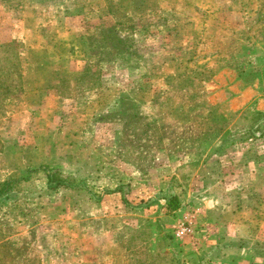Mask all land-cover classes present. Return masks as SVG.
I'll use <instances>...</instances> for the list:
<instances>
[{"label": "rangeland", "instance_id": "rangeland-1", "mask_svg": "<svg viewBox=\"0 0 264 264\" xmlns=\"http://www.w3.org/2000/svg\"><path fill=\"white\" fill-rule=\"evenodd\" d=\"M109 2L120 5L113 16L102 15L107 4L99 11L91 9L95 5L92 0H86L83 8L87 14L86 30L70 33L57 43L51 37V52L37 53L17 42L0 44V187L12 181V189L0 197V242L9 238L0 244V257L13 256L26 247L27 235L19 241L11 240L13 233L22 228L13 227L8 211L14 207L13 200L25 198L21 194L24 190L48 189L47 169L55 178L79 187L93 185L95 179L88 178L82 184L66 174L58 162L61 156L66 159L73 155L75 145L81 141L94 144L100 154L131 161L133 167L145 172L143 184L148 185L145 199L135 204L129 202L127 196L132 188L131 183L124 181V165H112L119 198L113 200L115 216L104 222L114 237L88 247L91 257L88 264H264L261 240L257 244L248 243L247 249L260 255L259 259L248 252L238 256L225 250L212 253L216 244L203 239L206 232L203 234L194 222L180 217L177 211L183 203L174 192H163L169 187L168 180H160L157 175V169L168 166L161 162V151L172 154L182 150L189 153V161L193 162L198 156L192 147H200L194 143L197 138L215 134L199 129H212L221 122L218 118V121L209 120L212 115L203 101L202 88L194 99L185 94L205 75L203 49L196 52L187 71L167 79L169 88L163 85L161 92L166 98L162 111L160 115L151 114L155 111L151 104L153 91L159 88L155 72H166L167 68H151L139 53L138 40L143 32L168 33L170 20L177 13L165 15L158 0ZM180 2V11L199 18L201 27L202 23H214L223 30L218 43L225 48L235 47L242 35H251L253 30L264 35V0ZM72 9L69 12L76 11ZM110 26L115 34L100 37L101 30ZM93 33L98 35L95 44L102 57L85 53L76 43V36ZM259 74L260 70L254 72L250 79ZM242 122V130L228 133L229 141L254 142L250 147L255 152L252 158L256 153L264 158V113L245 112ZM109 140V144L104 143ZM210 149L211 152L225 150L209 145L205 152ZM177 154L179 161L174 165L178 166L179 174L192 178L199 165L181 164V153ZM164 175L169 174L164 172ZM173 175L179 189L183 179L176 173ZM259 189L257 209L262 214L254 217L243 211L239 217L259 221L260 237H264V177ZM172 196L178 198L180 206L169 211ZM23 209L19 207L13 212L21 215ZM182 227L190 231L183 232ZM186 239H191L192 250H185ZM216 247L219 249V245ZM192 254L197 256L190 257Z\"/></svg>", "mask_w": 264, "mask_h": 264}, {"label": "crops", "instance_id": "crops-1", "mask_svg": "<svg viewBox=\"0 0 264 264\" xmlns=\"http://www.w3.org/2000/svg\"><path fill=\"white\" fill-rule=\"evenodd\" d=\"M85 1L0 0V44L17 42L37 53L51 52V37L57 43L70 33L86 30ZM92 1L95 5H91V9L102 11L109 0ZM180 1L158 0L165 15L177 13L170 20V31L165 35L143 32L138 40L139 53L151 68H167L166 72H155L159 83L151 99L155 111L147 112L160 115L166 100L161 95L162 86L168 89L167 79L187 71L201 48L204 51L205 75L185 94L187 98L194 99L202 88L203 101L212 115L209 120L218 121V118L221 122L213 130L210 127L198 128L215 134L197 138L194 143L200 146L199 149L191 146L198 156L193 162L189 161V153L182 150L172 154L161 151V162L168 166L167 169H157V175L160 180H168L169 187L163 192H174L183 203L177 211L180 217H187L194 226H199L203 234L206 232L203 239L209 244L219 245V249L216 245L213 247L212 253L225 250L238 256L248 252L259 259L260 255L253 250L248 251V243L264 241L258 230L260 222L240 217L243 211L254 217L262 214L257 207L261 195L260 181L264 177V158L260 153L252 158L255 152L250 151V147L255 145L254 142L229 141L228 133L242 130L245 112L264 113V35L253 30L251 35H242L235 47L225 48L218 43L223 30L214 23H202L201 27L199 18L180 11ZM72 8L76 11L69 12ZM258 70L260 74L250 79ZM104 143L109 144L110 140ZM209 145L224 147L225 150L211 152V148L205 152ZM177 153H181V164L199 165L196 173L191 174L192 178L179 174L178 166L174 165L179 161ZM72 154L66 159L64 156L59 158L61 169L78 181L93 178V185L79 187L67 182V185L48 187L47 190H24L21 194L25 198L13 200L15 204L12 211H8V216H11L14 228H22L16 230L10 239L15 242L27 235L28 241L26 247H19L21 252L6 256L5 264H32L34 261L36 264L90 263L88 247L114 237L104 220L115 216L113 200L119 198L115 192L118 186L116 173L112 168L116 163L124 165V181L131 183L132 190L127 196L129 202L135 204L145 199L148 185L143 184V179L146 174L133 167L131 161L113 154H100L94 144L81 141L75 145ZM164 172L169 175L165 176ZM174 173L183 179L179 189ZM19 207L24 208L21 215L13 212ZM174 222L178 220L174 219ZM197 235L203 240L199 233ZM186 243V251L194 248L191 239H186Z\"/></svg>", "mask_w": 264, "mask_h": 264}, {"label": "trees", "instance_id": "trees-1", "mask_svg": "<svg viewBox=\"0 0 264 264\" xmlns=\"http://www.w3.org/2000/svg\"><path fill=\"white\" fill-rule=\"evenodd\" d=\"M124 1L127 2L129 0H124ZM132 1H134V0H132ZM113 3L114 2L107 1V8L104 9V12L102 15L113 16L116 14L115 12L118 11V9L120 8V5H115ZM114 34H115V31L110 26V27H107V28L101 30V34L99 36L105 38V37H111ZM96 36L98 37V35L95 33L89 34V35L81 34L79 36H76L75 40H76V43L79 44V46L85 51V53L91 54L90 52H93L94 54H97L100 57H102V55L100 53H98L99 46H97L95 44L97 42ZM45 174L47 176L48 184H49L50 188H53V187L57 188V187L62 186V185H67L66 180L55 178L54 174H52V172L48 169L45 171ZM11 182L10 181L6 182V183H4V185L2 187H0V197L4 194L8 193L12 189V186H10ZM83 182L84 181H82V180L80 181V183L84 184ZM53 183H54V185H53ZM50 185H53V186L51 187ZM179 206H180V203L178 201V198L176 196H172L170 201H169V204H168L169 211L170 210H176ZM166 214H169V212H167ZM3 258L4 257L2 255L0 257V264H3V260H4ZM36 263L37 262L34 261L32 264H36Z\"/></svg>", "mask_w": 264, "mask_h": 264}, {"label": "built area", "instance_id": "built-area-1", "mask_svg": "<svg viewBox=\"0 0 264 264\" xmlns=\"http://www.w3.org/2000/svg\"><path fill=\"white\" fill-rule=\"evenodd\" d=\"M181 230H182L183 232H185L186 230H187V231H190V228H188V227H187V228H186V227H182ZM179 233H181V232H179Z\"/></svg>", "mask_w": 264, "mask_h": 264}]
</instances>
